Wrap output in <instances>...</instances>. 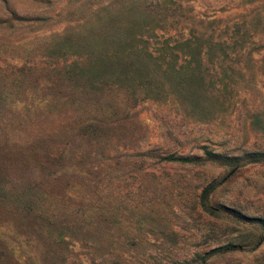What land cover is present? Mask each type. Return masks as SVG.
Wrapping results in <instances>:
<instances>
[{"label":"rangeland","instance_id":"rangeland-1","mask_svg":"<svg viewBox=\"0 0 264 264\" xmlns=\"http://www.w3.org/2000/svg\"><path fill=\"white\" fill-rule=\"evenodd\" d=\"M145 13L166 61L201 33L206 91H103L104 120L67 125L56 47ZM0 161V264H264V0H0Z\"/></svg>","mask_w":264,"mask_h":264},{"label":"trees","instance_id":"trees-1","mask_svg":"<svg viewBox=\"0 0 264 264\" xmlns=\"http://www.w3.org/2000/svg\"><path fill=\"white\" fill-rule=\"evenodd\" d=\"M152 17L149 13H145L144 16L130 14L113 16L108 19V22L115 23L117 26L90 29L78 41L60 43L56 47L63 51L62 53L70 54L72 52L70 59L62 62V66L57 68L64 70V75L60 76L58 80L64 81L62 83H69L65 81H70L72 86L83 90L60 91L59 96L55 99V106L57 105L59 112L68 111L70 112L69 115H72L68 117L67 125L73 124V126L84 128L88 126L86 119L104 120L102 117L105 114L103 113V104H100L104 100L102 98L103 91L109 92L110 98H113L115 103L119 102L120 97H127L130 91L132 92L129 96L136 98V90L146 91L144 92L145 95L153 96V94L163 93L168 89V91H179L193 97L198 94L197 91H206L203 88L206 69L202 66L208 67L205 50L198 43L202 37L201 33L191 32L189 38L182 40L187 50L184 51L186 57L184 54L182 56L184 65L178 64L173 58L166 61L165 48L150 49L148 41L143 39L145 31L142 22ZM155 43L163 44V42L158 41ZM165 47L175 49L168 43ZM189 66L191 69L187 70L186 67ZM22 69L23 67H20L18 70L21 71ZM77 102L98 106L95 115L76 119L71 111H74L72 107ZM78 107L81 105L79 104ZM88 110L91 108L84 107L82 113L88 115ZM98 110H100L99 113H97ZM249 156L251 159L257 158V154L254 153ZM162 158L165 161L182 163H191L196 160L194 157L176 156L174 154L163 155ZM5 176L3 170H0V191L3 194L7 191L1 182L5 180ZM213 187V184H209L202 189L199 195L200 206L209 214H216L217 211L216 207L208 202ZM21 197L25 199L24 207L30 210L31 206L27 202L31 201L32 195L28 192H22ZM252 219L256 220V218ZM49 222L48 224H53V222ZM0 243H4V240L0 239ZM232 246L229 244L222 249L229 250L233 248ZM49 252L47 250L44 255H48Z\"/></svg>","mask_w":264,"mask_h":264}]
</instances>
